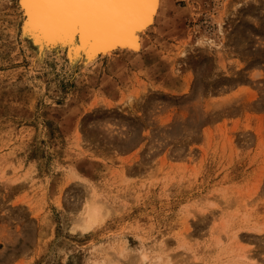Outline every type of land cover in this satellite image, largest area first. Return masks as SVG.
I'll use <instances>...</instances> for the list:
<instances>
[{"label":"rangeland","instance_id":"rangeland-1","mask_svg":"<svg viewBox=\"0 0 264 264\" xmlns=\"http://www.w3.org/2000/svg\"><path fill=\"white\" fill-rule=\"evenodd\" d=\"M167 5L81 71L0 0V264H264V0ZM91 197L104 220L72 231Z\"/></svg>","mask_w":264,"mask_h":264},{"label":"bare ground","instance_id":"bare-ground-1","mask_svg":"<svg viewBox=\"0 0 264 264\" xmlns=\"http://www.w3.org/2000/svg\"><path fill=\"white\" fill-rule=\"evenodd\" d=\"M167 3L168 0H138L135 3L134 0H17L22 17L20 39L39 61L55 52L56 59L65 57L68 69L87 71L114 53L138 52L144 34L155 24ZM237 7L233 5L234 10ZM205 43L208 48L213 44L204 39L198 42L200 46ZM127 103H131L130 98ZM87 201L72 231L87 233L104 220L107 213L102 203H97L93 197ZM253 226L254 233L263 232L262 226ZM232 236L236 239L238 235ZM248 258L242 252L223 264H251L252 259ZM134 259L147 264L149 258L140 253L133 258L136 264ZM160 261L159 256L150 264ZM94 264L117 262L103 260Z\"/></svg>","mask_w":264,"mask_h":264},{"label":"water","instance_id":"water-1","mask_svg":"<svg viewBox=\"0 0 264 264\" xmlns=\"http://www.w3.org/2000/svg\"><path fill=\"white\" fill-rule=\"evenodd\" d=\"M136 1H138V0H134V3H135ZM140 1H141V0H140Z\"/></svg>","mask_w":264,"mask_h":264}]
</instances>
